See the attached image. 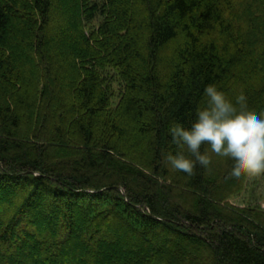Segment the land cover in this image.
I'll list each match as a JSON object with an SVG mask.
<instances>
[{
  "label": "trees",
  "instance_id": "16d2710c",
  "mask_svg": "<svg viewBox=\"0 0 264 264\" xmlns=\"http://www.w3.org/2000/svg\"><path fill=\"white\" fill-rule=\"evenodd\" d=\"M209 84L264 113V0H0V263L264 264L230 162L167 161Z\"/></svg>",
  "mask_w": 264,
  "mask_h": 264
},
{
  "label": "clouds",
  "instance_id": "9594fccd",
  "mask_svg": "<svg viewBox=\"0 0 264 264\" xmlns=\"http://www.w3.org/2000/svg\"><path fill=\"white\" fill-rule=\"evenodd\" d=\"M204 95L207 103L197 109L190 125L177 122L169 128L172 142L183 150L168 153V164L191 175L197 164L207 170L213 157H219L230 162L228 176L233 180L264 175V113L245 110L243 92L233 103L215 84H209ZM202 145L207 146L204 151Z\"/></svg>",
  "mask_w": 264,
  "mask_h": 264
},
{
  "label": "rangeland",
  "instance_id": "374dc122",
  "mask_svg": "<svg viewBox=\"0 0 264 264\" xmlns=\"http://www.w3.org/2000/svg\"><path fill=\"white\" fill-rule=\"evenodd\" d=\"M97 24V23H96ZM95 24V25H96ZM123 95V90L122 86L120 85V82H114V97L112 100V106L113 108L118 107L120 100ZM240 189L232 194L227 200V207L234 209V210H240V209H256L260 208L261 211H264V175L261 176H256V177H250V176H241L240 179ZM112 220V219H110ZM137 228V227H136ZM180 235H172L170 233H166L165 231H160V230H152L151 236L152 238L150 239V244L147 247L141 248L139 251H144V250H155V248L158 250L160 247L158 245H162L165 240L170 241L171 243H175L177 245H181L180 242H178L176 239L184 238L183 234L179 233ZM238 235H245L244 230H240L237 232ZM140 233L136 235V239L140 237ZM120 242L123 244L129 243L126 239L121 238ZM137 250V252H139ZM86 260V256H81L77 257L74 263H78L81 260ZM1 264V263H0Z\"/></svg>",
  "mask_w": 264,
  "mask_h": 264
},
{
  "label": "bare ground",
  "instance_id": "6f19581e",
  "mask_svg": "<svg viewBox=\"0 0 264 264\" xmlns=\"http://www.w3.org/2000/svg\"><path fill=\"white\" fill-rule=\"evenodd\" d=\"M124 194V193H123Z\"/></svg>",
  "mask_w": 264,
  "mask_h": 264
}]
</instances>
